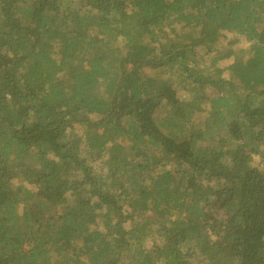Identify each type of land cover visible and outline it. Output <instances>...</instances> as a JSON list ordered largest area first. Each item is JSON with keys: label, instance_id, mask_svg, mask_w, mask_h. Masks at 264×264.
Instances as JSON below:
<instances>
[{"label": "trees", "instance_id": "obj_1", "mask_svg": "<svg viewBox=\"0 0 264 264\" xmlns=\"http://www.w3.org/2000/svg\"><path fill=\"white\" fill-rule=\"evenodd\" d=\"M0 264H264V0H0Z\"/></svg>", "mask_w": 264, "mask_h": 264}, {"label": "rangeland", "instance_id": "obj_2", "mask_svg": "<svg viewBox=\"0 0 264 264\" xmlns=\"http://www.w3.org/2000/svg\"><path fill=\"white\" fill-rule=\"evenodd\" d=\"M85 34L87 35V37H89V36H92V33L90 32V31H88L87 32V30H85ZM184 38L185 39H190L191 38V33L190 32H187V33H185L184 34ZM233 43L234 44H237V43H240V40H239V38L238 39H233ZM79 69H84V66H81ZM214 87H217V88H220L221 86H217V85H214ZM202 98V96H199V97H197L196 99H194L192 102L194 103V104H191V107L194 109L195 108V103H197L196 101H198V100H200ZM201 104V103H200ZM203 104H205V103H203ZM86 204H88V202H86V203H84V204H78V205H86ZM70 207H71V210L73 211V212H75V214L77 215L78 214V212L80 211L79 210V207L75 204V205H70ZM91 208V207H90ZM84 216H86L87 214L86 213H84L83 214ZM190 236H192V235H188V238H187V241H186V243L185 244H187L189 241H192V238L190 237Z\"/></svg>", "mask_w": 264, "mask_h": 264}]
</instances>
